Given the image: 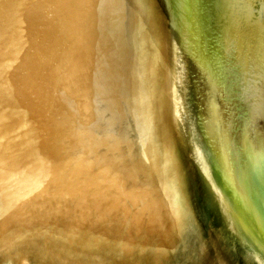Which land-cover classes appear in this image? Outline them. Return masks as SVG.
<instances>
[{
	"label": "water",
	"instance_id": "1",
	"mask_svg": "<svg viewBox=\"0 0 264 264\" xmlns=\"http://www.w3.org/2000/svg\"><path fill=\"white\" fill-rule=\"evenodd\" d=\"M3 1L0 0V43L5 47L0 51L1 53L2 50L3 53L6 51L7 61L5 65L3 64L0 72H8L5 75L8 81L0 86V104L6 103L8 97L11 98L17 113L7 112L3 110L4 108L2 110L0 108V205L3 207L11 204L19 197V190H28L34 185L31 179L21 176L22 169L12 171L8 168L12 163L10 157H14V148L17 149L16 146L22 141V138L16 141L15 137L19 133L18 130L23 127H25V137L34 136L30 138V142L27 141V145L33 139L35 140V137H39L37 135L51 129L54 133L53 138L60 142L55 146L57 151L69 149L90 162L94 158V166L112 175L117 182L141 186L143 180L141 159H137L139 153L136 151V147L132 148L129 145L132 128L129 123H125L126 126H124L121 135L128 143L126 144L128 150L126 147L123 155L121 150L113 149L112 139L100 138L102 134L96 132L94 120L101 122L100 119L107 118L102 117L100 112L97 113V109L93 112L86 109L83 91L81 101H79V97L74 101L75 96L73 99H64L63 110L60 100L50 101L52 103L50 106L54 104L51 108H47L50 113L44 112L43 107L41 108L44 104L49 103V98L53 99V95L46 91L48 87L42 81L34 83L35 74L31 70L30 60L32 58L30 59L29 50L32 45L28 26H31L32 22L30 23V21L33 16L35 17L36 11H33L32 8L26 10L27 5L23 8V4L15 6L12 27L7 30L3 20L5 14ZM27 1L26 4H28ZM95 2L100 5L98 14L96 10L98 8L94 4L95 22L97 20V23L102 25L116 26L113 22L121 25L123 21H132L134 27L128 34L130 36L132 33V38H130L132 55L137 54L145 44L149 45L147 43L151 45L155 43L161 48V53L168 60L173 72L180 100L181 118L187 119V114H189V118L193 116V119H189L192 127L188 121L189 129L186 132V134L191 132V136L188 135L187 138L185 135L186 139L183 140L180 148L172 150L175 171L170 173H172L173 181H179L178 193L173 194L170 191L171 195L164 194L161 197L159 211L154 212L155 215L159 214L156 217L159 220L152 223L150 213L142 217H134L135 222L134 224L132 222L133 226L129 227L126 233V243L107 240L99 232H94V242L84 238L81 241L83 245L94 243V249L91 248L88 254H84L78 248L77 252L70 254L78 257L75 258L78 264H223L224 253L221 249L216 248L214 239L210 241V246L204 249L207 240L213 237L218 219L214 209L207 202V191L199 161L198 150L203 142L207 148L215 145L217 161L213 166L217 175L227 186V199L223 201L225 205L223 206L228 216V222L231 223L229 227L232 230L230 229V239L226 241L227 247L224 248L232 251L233 257L237 261L236 264H264V260H262L264 259V40L263 37H260L264 34L262 7L256 9L252 0H223L220 4V17L223 20L221 31L217 34L206 35L205 46L200 45L196 35L193 48L195 51L192 58L188 60L182 45L184 36H186L184 16L187 12L186 14L193 18L194 10L189 13L184 9L182 0H174V8L177 10L175 16L177 27L172 35L175 52L172 57L169 55V49L165 48V42L161 40V43V38H157L154 31L150 29L152 19L144 0H94ZM115 3L120 10L122 9L123 15L120 16V13H116ZM195 20H197L196 27L200 29L201 23L197 16ZM117 31H113L110 35ZM209 41L214 44L219 60L222 59L234 74L238 75L240 72L249 71L255 79L257 78L261 82L262 90L257 85L255 87L257 91H253L257 108L250 110L251 116L242 112L236 116V119H240V121L235 122H239L244 127L247 126L242 137L235 139V146L241 147L239 154L234 153L233 144H229V119L224 107L217 99L219 81L216 69L206 62ZM108 43H115L114 45L118 46V42L116 43L114 40H110ZM162 45L163 47H161ZM18 59L20 64L13 66L14 61ZM41 65L42 60L38 59V68H41ZM115 72L120 73V71ZM135 73L137 74H132V76L128 73L119 75L117 78L115 76L116 80L121 81L119 89H122L120 93V102L122 103L119 105V109L122 106L123 114L130 119L131 106L127 104L125 91L128 88V95L131 96L130 91L133 90L132 98L137 101L133 105V111L135 118L140 120V127L143 131L146 127L145 118H143L145 115L142 91L144 78L142 75L138 76L139 71ZM125 77L131 78L127 84L123 81ZM194 77L198 80L196 81L199 84L198 87ZM191 91L195 94L193 100L195 102L200 100L198 103L201 104L200 106L197 103L196 107H193V103L190 104ZM123 99H126V102ZM243 99L246 101L247 97ZM61 112L66 113V118L69 119L62 118ZM94 115L96 119H94ZM17 117L20 121L14 123ZM14 124H16L15 129H13ZM28 127L31 132L28 131ZM20 136H22L21 133ZM42 144L44 143L42 142ZM94 145L96 150H94ZM94 151H97L96 154ZM99 152L100 155L96 157ZM116 154L126 161L122 165L123 170L118 171L116 168L121 162L116 161L114 156ZM106 157H111V164L115 166L118 174L108 171L107 167L111 165L107 163L109 158L106 159ZM17 159L19 160V158L14 160ZM18 160L17 164L20 163ZM15 163L13 161V165H16ZM119 174H121L120 177ZM178 176H180V180ZM122 178L123 180H121ZM11 180L16 181L19 187L15 189L13 187L9 191L6 189V185L10 184L8 182ZM170 186L171 184L167 185L166 183L163 187L164 191L170 189ZM49 211V207L33 208L31 212L35 214L25 216V221L19 220L18 223L22 226H17L16 222H13L12 225H15L13 229L21 230V235L25 237L30 236L29 234L36 233L33 230L28 231L31 224L43 223L51 214ZM101 212L94 213V224L96 225L98 222L106 221ZM147 220L150 221V227L142 229V232L139 233L140 223L145 221L146 225L148 224ZM138 221H140L139 225H137ZM238 228L246 233L245 241L237 238L235 229ZM146 232L151 236L147 237ZM14 234H18V232ZM74 234L78 236V239L82 238L78 232L75 231ZM139 234L142 239L144 235L146 238L142 240ZM50 242L51 244L41 243L40 245L44 249H49V247L54 249V253L57 251L69 253L64 246L62 248L58 241L51 239ZM146 242L150 244L148 246L152 248V251L150 255L148 253L143 256L144 245L148 244ZM248 245L252 247L248 249ZM259 255L263 256L262 259L257 257Z\"/></svg>",
	"mask_w": 264,
	"mask_h": 264
},
{
	"label": "bare ground",
	"instance_id": "2",
	"mask_svg": "<svg viewBox=\"0 0 264 264\" xmlns=\"http://www.w3.org/2000/svg\"><path fill=\"white\" fill-rule=\"evenodd\" d=\"M26 1H3L5 12L3 20L7 30L12 27L13 9H15V6H21V4L25 8ZM152 1L144 0L145 5L149 6H147V11H149L152 19L153 31L157 38H161L160 42L162 43L163 38L159 35V18L154 13L153 7L151 8ZM163 1L164 19L167 23L166 40L163 42H165V48L169 49V55L172 57L175 53L172 35L177 27L175 18L177 10L174 8V0ZM41 2L42 5L33 10L36 11V14L30 21V23L32 22L30 26L32 27L30 33L32 46L29 54L30 59L32 58L30 60L31 70L35 74L34 83L42 81L48 87L46 91L53 95L52 102L60 100L61 109L64 105L62 103L64 99H73V96H75L74 101L78 97L81 101L83 91L86 109L90 112L97 109V113L100 112L99 114H102V117L107 118L100 119L101 122L94 120L96 132L102 134L100 138L112 139L113 149L121 150L123 155L126 147L128 150L126 145L128 143L121 135L124 126H126L125 123H129L132 127L129 145L132 148L136 147V151L139 153L137 159H141V176L143 174V180L141 186L119 183L112 175L95 167L94 158H92V162L86 160L84 162L79 160L78 155L69 149L61 152L57 151L55 146L60 142L53 138L54 133L51 129L47 130L46 133L37 135L39 137H35V140L33 139L27 145V141L30 142V138L34 136L25 137V127H23V129L18 130L19 133L15 137L16 141L19 138H22V141L16 146L17 149L14 148V157H10L12 163L8 168L12 171L22 169L23 174L21 176L31 179L34 185L28 190H19V197L11 204L3 207L0 205V223L5 221L7 224L0 227V240L5 239L10 243V248L7 251H3V247L0 245V264L16 263L24 255L35 257L37 264H78L72 254L62 251L54 253V249H50V247L44 249L40 244H51L50 240L52 239L58 241L62 248L63 246L64 248L69 246L73 248L70 252H77L80 243L78 242V236L74 234L75 231L81 225V227L87 225L90 229L93 228L94 213L99 211H102V217L106 218V221L112 220L113 225L121 224L123 236L120 243H126V233L129 227L133 226L134 217H142L150 213V221L152 223L158 221L159 219L156 217L159 214L155 215L154 212L159 211L161 197L164 194L171 195L170 191L173 194L178 193L179 181H173L172 173H170L175 171L172 162V150L179 149L183 140L188 135L191 136V132H188V134L186 132L189 129L188 121L193 119V116L189 118L190 116L187 114V119L181 118L180 100L178 99L173 72L168 60L161 53V48L155 43L152 45L147 43L149 45L145 44L137 54L132 55L130 45L132 33L128 36L130 30H133L134 27L132 21H123L121 25L113 22L116 26L102 25L97 23V20L95 22L94 4L98 8L96 9L98 14L100 13V5L97 2L94 3V0H41ZM115 4L116 13H120V16L123 15L122 9L120 10L117 3ZM122 26L123 28H121ZM113 31L117 32L110 35ZM260 37H263L264 40V34ZM110 40L118 42V46H115V43H108ZM4 47L0 43V50ZM5 52L3 53L2 50L1 53L0 51V71L7 61ZM38 59L42 60L41 68H38ZM115 71H120V73ZM137 71H139L138 76L142 75L144 78L142 91L145 115L143 118H145L146 127L143 131L140 127V120L135 118L133 111V105L137 103L135 98H132L133 90L130 91L131 96L128 95V88L125 91L127 104L131 106L130 119L123 114L122 106L119 109V105L122 103L120 102L122 89H119L121 81L116 80L119 75L128 73L132 76V74H137L135 73ZM7 74L8 72H0V86L8 81L5 77ZM124 79V83L127 84L131 78L125 77ZM194 80L195 82L198 81L196 77H194ZM195 84L197 87L199 86L198 82ZM194 95L191 91L190 104L193 103V107H196V103L200 106L201 104H198L199 99L196 102L193 100ZM124 101L126 102V99ZM51 104L46 103L41 108L43 107L44 112L48 111L47 108L54 105L50 106ZM3 107L4 105L0 104L1 110ZM94 119H96L95 115ZM15 121H20V119L17 117L14 123ZM15 125L13 129H15ZM189 125L192 127L191 121H189ZM166 128L169 131L167 137L166 134L160 136L161 130L165 131ZM30 130L28 127V131ZM20 133L22 136H20ZM94 150H96L95 145ZM215 150V145L207 148L203 142L198 150L207 191V202L214 209L215 216L218 219L214 227L213 237L207 240L204 249L209 247L210 241L214 239L216 248L221 249L224 253L223 264H236L237 261L233 257L232 251L224 248L227 247L226 241L230 239L231 227H229V224L231 225V223L228 222L225 205L223 204V201L227 199V186L222 178L217 175L213 166L217 161ZM96 152L94 151V154ZM98 155H100V152L97 153L96 157ZM114 156L116 161H121L116 168H118V171L123 170L122 165L126 161L122 160V157L117 156V154ZM6 157L9 158L7 155ZM15 158H19V160L17 159L20 162L19 164H17V160H14ZM108 158L106 157V159ZM13 161L16 162V165H13ZM107 163L111 165H108V171L118 174L115 166L111 164V157L107 160ZM8 183L10 184L6 185V189H9V191L13 187L14 189L19 187L16 181L11 180ZM166 183L167 185L171 184V190L164 191L163 187ZM43 207H49V213L51 214L43 223L31 224L28 231L33 230L36 233L25 237L21 235L19 229L4 230L9 225L11 227H15V225L22 226L19 225L18 222L20 221L18 219L25 221V216L35 214L31 212L33 208ZM51 218H56L58 221L57 228L51 231L47 228L44 230L46 232H42L41 226L49 224ZM74 218L76 222H73ZM13 222H16L15 225H12ZM149 222L147 220L148 224L146 225L148 226H146L145 221L141 223L138 221L137 225L140 223L141 226L139 232H142V229H148L150 227ZM99 229V224H94V232H99ZM235 230L237 231V233L235 232L237 238L243 241L247 239L243 230L239 228ZM48 231L50 232L48 233ZM15 232H18V234H14ZM84 232L85 229L83 234L86 237L82 235V238L89 240L88 232ZM65 234H71L72 238L69 239V242L65 240ZM146 234L147 237L151 236L148 232ZM42 235L46 238L41 239ZM39 242L41 243L36 244ZM251 247V245L247 246L248 249ZM257 257L262 259L263 256L259 255ZM260 263H262L261 260Z\"/></svg>",
	"mask_w": 264,
	"mask_h": 264
},
{
	"label": "rangeland",
	"instance_id": "3",
	"mask_svg": "<svg viewBox=\"0 0 264 264\" xmlns=\"http://www.w3.org/2000/svg\"><path fill=\"white\" fill-rule=\"evenodd\" d=\"M27 2H29V3L26 4L27 5L26 10H27V8H32V10H34L36 7L39 8L42 5L41 0H29ZM222 2H223V0H182L184 9H186L189 13H191V10L192 11L194 10L193 18L192 17L190 18V16L188 14H186L187 12H185V16H184L186 36H184L185 39L183 40L182 45H183V48L185 51L184 54H185L186 59L190 60L192 58V54L195 51V50H193V48H194L196 35H197L199 43H201L200 45L205 46L204 40H205L206 35L217 34L221 31V29L223 27V23H222L223 20L220 17V4ZM252 3L256 9H257V7L259 8L261 6L262 12H264V0H252ZM152 4L153 5L151 6V8L153 7L154 13L156 15H158L157 17L159 18V27H160L159 35H160V37L163 38V41H165L166 40L165 39V37H166V35H165L166 31L165 30L167 29V23L165 22V19H164L165 18L164 17L165 11L163 9L164 1L163 0H153ZM215 7H217V8H215ZM208 12H209V16H208ZM196 16L201 23V26L199 24L200 29H198L196 27V22H197V20H195ZM150 27H151L150 29H152V31H153V28H152L153 26H150ZM216 27H218V28L216 29ZM31 30H32V28L30 26H28V31L30 33H31ZM206 54H207L206 62L209 65H211L214 69H216L215 71L217 72V76H218L217 79L219 81V83H218L219 92L217 95V99H218L219 103L224 107V110H225L226 114L228 115L229 126H230L229 130H228V133L230 136L229 144L230 145L233 144V148L235 149L234 153L239 154V152L241 153V151H240L241 147L238 148L237 146H235V141L242 137V134L246 130L247 126L244 127L243 125L239 124V122H235V121H240V119H236V116H237V114H239L241 112L246 113V114L251 116L252 112L250 110L257 108V105L254 102V94L255 93H253V91L254 90L257 91L255 88L257 85L260 87V90H262L261 89V82H259L257 78L255 79V77L252 76V74L249 71L240 72L238 75L234 74L232 69H230L228 67V65H226L225 62H223L222 59L219 60L217 53L215 51V46L212 43V41L208 42ZM19 64L20 63H19V59H18L16 61H14L13 66H17ZM233 77H235L236 81L233 80ZM31 88H33V87L31 86ZM246 97H247V100H246L247 103L243 99ZM6 98H7V96H6ZM10 99L11 98L8 97L7 102L2 103V105H4L3 110L7 111V112L13 111V112L17 113V109H15V107L13 106V103L11 102ZM52 100L53 99L49 98V103H50V101L52 102ZM247 105L250 108H248ZM47 113H50L49 110ZM60 116H62V118H65V119H69V118H66L67 115L64 112L63 113L61 112ZM171 127L173 128V125ZM174 127H175V125H174ZM167 132H169L168 128H166L165 131L161 130L160 136H163L166 134V137H167ZM77 158H79V160H81V161L85 160L81 156H78ZM74 213H75V211H74ZM18 220H20V219H18ZM73 222H76L75 218L73 219ZM48 223L49 224H47L45 226H41L42 232H46L44 230L47 228H49L50 231L57 228L58 221L56 220V218H51ZM5 224H6V222L2 221L0 223V227L4 226ZM98 224L100 227V229H99L100 235L105 237L107 240H110V241L115 240L118 242L122 240L123 233H122L121 224L120 225H113L112 221H104V222L101 221L100 223L98 222L97 225ZM86 226H83L81 228L79 227L78 230H76V231L82 237V235H84L83 230L85 229L84 233L88 232L87 233L89 236L88 239L93 240L92 242H94V235H93L94 234V219H93V225H92L93 228L90 229V227H88V226L86 227ZM8 228H6L4 230H11V229L14 230L13 229L14 226L8 227ZM50 231H48V233ZM97 233H98V231H97ZM84 236L86 237V235H84ZM65 237H66L65 240L68 242H69V239L72 238L71 234L70 235L65 234ZM139 237H141V234H139ZM45 238H46V236L42 235L41 239H45ZM133 238L135 239V236ZM144 238H146L145 235L143 236V239ZM82 239L83 238L78 239V242L80 243L81 253L88 254V251L91 248L94 249V243L91 245H86V244L83 245V243L81 242V241H83ZM141 239H142V237H141ZM157 239H158V237H157ZM40 243L41 242L36 243V244H40ZM146 243H148V242H146ZM0 245H1V247H3V251H7L10 248L9 241H7L5 239L0 240ZM148 245H150V244L148 243L147 245H144V248L142 251L143 256H146L148 253H149V255L151 254L152 248H150V246H148ZM65 248L69 253H71L70 251H72V249H73L72 247H69V246H66ZM72 256H73V254H72ZM73 257L76 258L77 256H73ZM36 262L37 261H36L35 257L33 258V257H29L27 255H24L23 258L21 260H18L16 263L7 262L5 264H37Z\"/></svg>",
	"mask_w": 264,
	"mask_h": 264
}]
</instances>
